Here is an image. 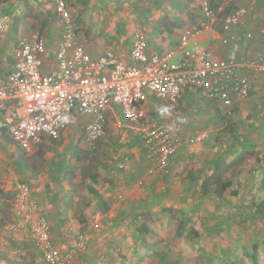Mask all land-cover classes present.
<instances>
[{
	"label": "rangeland",
	"instance_id": "rangeland-1",
	"mask_svg": "<svg viewBox=\"0 0 264 264\" xmlns=\"http://www.w3.org/2000/svg\"><path fill=\"white\" fill-rule=\"evenodd\" d=\"M66 1L82 42L93 54L108 46H128L140 26L151 50L171 49L184 29L205 20L202 0ZM238 3L233 1L250 6L248 0ZM228 10L225 7L218 18ZM0 12L18 17L11 41L30 29H38L50 46L60 40L61 24L50 0H0ZM247 22L253 33L247 46L227 41V48L264 52L263 3L250 9ZM214 28L224 34L219 20ZM218 40L213 53L217 56L224 46ZM243 74L254 76L246 70ZM255 78L258 92L229 108L206 100L195 89L184 90L175 103L150 99L142 105L146 117L168 122L182 137L166 175L148 171L140 134L116 110L106 114L104 134L93 147L84 141L82 119L29 151L3 131L0 264H46L32 242L21 240L24 232L8 228L20 181L27 182L38 215L50 223L56 248L62 251L80 236L84 239L75 264H253L247 250L251 237L260 239L258 244L264 247V210L258 212L264 201L259 188L264 177V75ZM165 107L167 113L161 111ZM216 162L221 165V182L211 179L209 191L203 194L200 182L214 171ZM127 205L136 210L118 232L117 225L111 228V218L95 217L97 209L110 208L113 216ZM257 262L264 264V250Z\"/></svg>",
	"mask_w": 264,
	"mask_h": 264
},
{
	"label": "built area",
	"instance_id": "built-area-1",
	"mask_svg": "<svg viewBox=\"0 0 264 264\" xmlns=\"http://www.w3.org/2000/svg\"><path fill=\"white\" fill-rule=\"evenodd\" d=\"M50 1L60 20V40L50 46L38 29L22 35L9 71L0 74V127L24 150H32L44 137L57 138L68 123L79 119L85 121L84 141L93 147L104 134L106 114L116 110L140 134L148 171L166 175L182 137L168 122L146 117L142 105L151 97L175 103L185 89H195L206 100L229 108L257 91L255 76L264 75L262 50L231 52L226 46L227 41L251 40L252 31L242 26L250 9L264 0H248L250 6L217 0L215 8L210 0H202L205 20L184 29L174 48L151 50L140 26L128 46H108L95 54L82 42L67 1ZM225 7L229 10L218 18ZM218 20L224 46L212 59L197 41ZM7 27V17L0 14V31ZM238 27L240 32L233 30ZM243 70L254 76L241 74ZM16 185L9 230L24 232L46 264H73L84 239L80 236L62 251L56 248L50 223L38 215L29 185ZM2 202L0 198V208ZM95 217L101 219L103 211L97 209Z\"/></svg>",
	"mask_w": 264,
	"mask_h": 264
},
{
	"label": "crops",
	"instance_id": "crops-1",
	"mask_svg": "<svg viewBox=\"0 0 264 264\" xmlns=\"http://www.w3.org/2000/svg\"><path fill=\"white\" fill-rule=\"evenodd\" d=\"M238 2L240 3V2H245V0H238ZM238 3V4H239ZM240 5V4H239ZM0 14H2V15H5L6 17H7V19H8V27H7V29L6 30H4V31H0V74L1 75H6L7 74V72L9 71V69H10V67H11V65H12V63H13V56H14V51H15V49H16V46H17V42H18V39L22 36V35H26V34H28L30 31H32L33 29H30V30H28L27 32H23V33H21V35L19 34H17V35H14V41H11V39H12V36H10L11 35V33L13 34L14 32V30H17V20H18V17H16V16H14V15H11V14H6V13H2V12H0ZM14 24V25H13ZM13 25V26H12ZM249 27V24H248V22L247 23H245V25H244V28L245 29H249L248 28ZM243 28V29H244ZM263 29H264V27H262L261 26V31L263 32ZM242 29L240 28V27H238L237 28V31H241ZM249 30H251V29H249ZM252 31V30H251ZM205 33H207V35L208 36H206V35H204ZM204 34H202L200 37H198V41H197V43L199 44V45H202V46H204V47H206L207 48V50H208V52H209V56H210V58H212V59H215L216 57H217V55H214L213 53H215V52H217V44H216V42H218L219 40H218V38L220 39L224 34H222V32L221 31H219V30H217V29H215L214 27H213V30L212 31H208V32H205ZM218 40V41H217ZM249 41H246V42H243V43H241V44H244V46H247L246 44L248 43ZM12 43H13V45H12ZM261 44V43H260ZM12 45V47L13 48H11L10 49V46ZM149 45V44H148ZM262 45H263V43H262ZM171 48H173V47H171ZM244 48H246V47H244ZM243 48V49H244ZM167 50V49H166ZM219 55V54H218ZM243 72H244V70H243ZM243 72L241 73V74H243ZM185 90H189V89H185ZM258 92V91H257ZM256 92V93H257ZM254 94V93H253ZM253 94H251L249 97H251ZM248 97V98H249ZM248 114L249 113H247V116H248ZM250 125V124H249ZM257 129V128H256ZM259 129V128H258ZM248 130L249 131H251V130H253L252 129V126L250 125V127L248 126ZM6 133V131L2 128V127H0V134L1 133H4V132ZM252 132V131H251ZM7 134V133H6ZM251 134V133H250ZM7 136H8V134H7ZM9 137V136H8ZM47 138V137H46ZM44 139H45V137L43 138V141H44ZM258 145L261 147L262 146V144L261 143H258ZM258 145H256V147H258ZM0 168H3V166L2 167H0ZM2 177H3V175L2 174H0V180H2ZM247 206H249V205H247ZM101 211H103L102 210V208L100 209ZM109 210H110V208L108 209V211L106 212V211H103V217H102V219L105 217V215L107 216V217H109V218H111V219H109V220H111V224H112V226H111V228H113V229H115V226L117 225L118 226V228H116V231L118 232V231H120L119 229H120V226L123 224V221L125 220V219H127L128 217V215H130L133 211H135L136 209L134 208V205H127L126 207H124V208H120L119 207V211H117L113 216H112V214H110V213H108L109 212ZM248 210V209H247ZM214 217V216H213ZM209 221H210V219H208ZM211 227V226H210ZM120 235H122L123 233H119ZM120 235H118L119 237H120ZM117 236V237H118ZM211 241H213L214 239H215V237H208ZM252 238V240H251V245L249 246V247H247L248 249V255L250 256L251 255V251H252V246H253V244H256V246H257V248H256V257L258 258V256H259V254H260V252L262 251V250H264V247H261V245L259 246V244H258V241H260V239H258L257 237V239L254 241L253 240V237H251ZM246 239H248V237L246 238ZM21 240H26V241H28L27 239H26V237H22V239ZM25 241V242H26ZM29 242V241H28ZM33 244V243H32ZM73 264H75V262L73 263Z\"/></svg>",
	"mask_w": 264,
	"mask_h": 264
},
{
	"label": "trees",
	"instance_id": "trees-1",
	"mask_svg": "<svg viewBox=\"0 0 264 264\" xmlns=\"http://www.w3.org/2000/svg\"><path fill=\"white\" fill-rule=\"evenodd\" d=\"M210 4H211V6H213L215 8L217 3H215V0H210ZM151 100L159 104V100H157L156 98L151 97ZM235 160L236 159H234V161H232V162L234 163ZM220 168H221L220 163L216 162L214 171L209 176H207L201 180L200 186H201V191L203 194H205L209 191V186L211 185V179H213L215 183L220 184V182H221L220 172L222 171V170L219 171ZM91 178L94 181L96 180L95 175H91ZM259 188L264 191V177H262V179L259 182ZM260 205L262 206V208L260 210H258V212L261 214V212H263V210H264V201H261ZM256 248H257L256 244H253L251 255H250L251 261L253 264H258L257 257H256Z\"/></svg>",
	"mask_w": 264,
	"mask_h": 264
},
{
	"label": "clouds",
	"instance_id": "clouds-1",
	"mask_svg": "<svg viewBox=\"0 0 264 264\" xmlns=\"http://www.w3.org/2000/svg\"><path fill=\"white\" fill-rule=\"evenodd\" d=\"M161 111H162L163 113H167V112L169 111V109H168L167 107H165V108L161 109Z\"/></svg>",
	"mask_w": 264,
	"mask_h": 264
}]
</instances>
